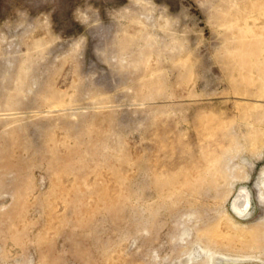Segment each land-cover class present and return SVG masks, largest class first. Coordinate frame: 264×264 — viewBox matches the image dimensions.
<instances>
[{
	"label": "rangeland",
	"instance_id": "obj_1",
	"mask_svg": "<svg viewBox=\"0 0 264 264\" xmlns=\"http://www.w3.org/2000/svg\"><path fill=\"white\" fill-rule=\"evenodd\" d=\"M215 257L264 264V0H0V264Z\"/></svg>",
	"mask_w": 264,
	"mask_h": 264
},
{
	"label": "bare ground",
	"instance_id": "obj_2",
	"mask_svg": "<svg viewBox=\"0 0 264 264\" xmlns=\"http://www.w3.org/2000/svg\"><path fill=\"white\" fill-rule=\"evenodd\" d=\"M251 196H252V194H251L250 190L247 188V186L246 187L241 186V188H240L239 192L237 193V195L235 196V198L232 199L231 206H230L232 211L234 213H236L237 216L239 215L242 217L246 213L249 212V209L251 207ZM247 219H249V218H247ZM214 264H232V262L223 258V257H215L214 258Z\"/></svg>",
	"mask_w": 264,
	"mask_h": 264
}]
</instances>
